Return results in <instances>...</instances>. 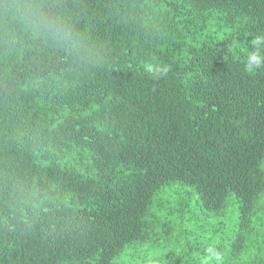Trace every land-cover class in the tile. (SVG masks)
Masks as SVG:
<instances>
[{
	"label": "trees",
	"instance_id": "1",
	"mask_svg": "<svg viewBox=\"0 0 264 264\" xmlns=\"http://www.w3.org/2000/svg\"><path fill=\"white\" fill-rule=\"evenodd\" d=\"M256 52L264 0H0V264H126L167 189L263 251Z\"/></svg>",
	"mask_w": 264,
	"mask_h": 264
},
{
	"label": "rangeland",
	"instance_id": "2",
	"mask_svg": "<svg viewBox=\"0 0 264 264\" xmlns=\"http://www.w3.org/2000/svg\"><path fill=\"white\" fill-rule=\"evenodd\" d=\"M175 193V189H167L159 195L158 203L162 213H175L174 224L168 228L167 233L164 230L161 231L156 242L133 250L129 256L125 257L126 264H169L171 261H177L184 257L192 258L195 263L205 264L210 258L203 257L202 251L206 252L207 250L213 254V260L209 264H241L242 262L252 264L258 253H264V250L261 252L257 250L255 244L257 242L254 239H249L251 246L244 254L235 256L230 247L223 255L222 260L216 261L215 251L222 242L219 229L224 231L226 237L223 238H227L228 242V237H233L229 231L233 225L232 220L229 222L225 220L228 222L229 228L220 224V221L212 223L195 207V201L186 200ZM231 209H234L233 206H230L226 211L227 215ZM257 260H259L258 257Z\"/></svg>",
	"mask_w": 264,
	"mask_h": 264
},
{
	"label": "clouds",
	"instance_id": "3",
	"mask_svg": "<svg viewBox=\"0 0 264 264\" xmlns=\"http://www.w3.org/2000/svg\"><path fill=\"white\" fill-rule=\"evenodd\" d=\"M260 39L262 38L257 37L254 41V44H256V41ZM262 63H264V57H262L259 52L250 53L246 64V71L251 72L255 68L260 67Z\"/></svg>",
	"mask_w": 264,
	"mask_h": 264
}]
</instances>
